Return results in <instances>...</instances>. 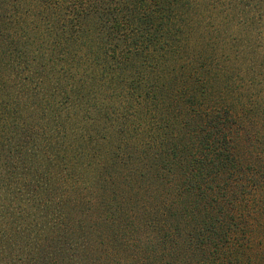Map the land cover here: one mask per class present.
<instances>
[{"label": "trees", "instance_id": "16d2710c", "mask_svg": "<svg viewBox=\"0 0 264 264\" xmlns=\"http://www.w3.org/2000/svg\"><path fill=\"white\" fill-rule=\"evenodd\" d=\"M179 11L0 0V264H264V139Z\"/></svg>", "mask_w": 264, "mask_h": 264}, {"label": "rangeland", "instance_id": "374dc122", "mask_svg": "<svg viewBox=\"0 0 264 264\" xmlns=\"http://www.w3.org/2000/svg\"><path fill=\"white\" fill-rule=\"evenodd\" d=\"M177 2L179 20L186 26L193 50L205 57L208 73L223 69L222 81L232 84L228 91L234 88V93L228 94L237 97L244 110L255 116L247 127L256 134L260 132L258 139L263 140L264 0Z\"/></svg>", "mask_w": 264, "mask_h": 264}]
</instances>
